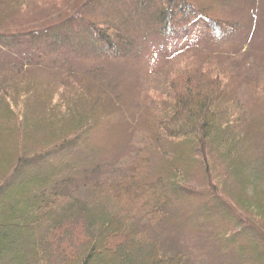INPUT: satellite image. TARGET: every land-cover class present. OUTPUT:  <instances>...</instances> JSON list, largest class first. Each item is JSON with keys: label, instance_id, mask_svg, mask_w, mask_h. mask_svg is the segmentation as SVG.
I'll return each instance as SVG.
<instances>
[{"label": "trees", "instance_id": "1", "mask_svg": "<svg viewBox=\"0 0 264 264\" xmlns=\"http://www.w3.org/2000/svg\"><path fill=\"white\" fill-rule=\"evenodd\" d=\"M69 1L0 0L1 14L25 3L0 23V85H28L29 94L45 79L62 90L55 106L70 114L46 123L57 136L18 154L0 186V264H188L203 237L216 254L235 256L223 264H264V209L255 219L219 182L223 164L241 183L251 170L264 175V143H254L264 120L243 102L248 93L264 112V79L235 74L251 48L235 42L243 28L194 0ZM21 14L27 19L16 23L12 15ZM143 43L158 69L171 49L172 76L155 97L133 101L135 113L108 63L138 55ZM145 69L153 80L161 74ZM137 131L148 142L127 146L124 136Z\"/></svg>", "mask_w": 264, "mask_h": 264}, {"label": "rangeland", "instance_id": "2", "mask_svg": "<svg viewBox=\"0 0 264 264\" xmlns=\"http://www.w3.org/2000/svg\"><path fill=\"white\" fill-rule=\"evenodd\" d=\"M34 1L38 2L40 7L41 3L49 1H52V3H55L56 6L59 7H62L65 3L69 5V2H71L69 0ZM194 2L203 8L208 9L210 11V16L214 17L219 22L220 20L227 22L233 21L234 23L238 22L241 28H243V31L241 30L239 36L235 39V42L236 44L239 42L244 44V41L248 40V42H250L251 48H249L250 50L248 52L244 51L243 54H241L238 58V62L242 66V63H244V69L236 70L235 74L238 75L241 71H244L243 75L241 76L245 80H254L256 77L258 79H264V0H194ZM89 3L91 2H88V4ZM15 4L17 3L12 2L2 7L3 14L0 13V23L8 20V10L10 12L19 11L18 8L25 3H21L17 8H15ZM27 6L31 5L29 4ZM27 6L25 5L22 10L26 9ZM22 15L23 14L20 16H12L15 17V20H17L16 23H20L21 20L27 19L22 18ZM232 45H234V40ZM152 49L153 48L151 47L150 43H143L138 55L132 56L130 59L127 58L120 64L113 65L108 63V68L110 70L108 74L109 78L112 79L114 83H118L119 89H122V91L126 94L122 100L124 106L126 105V108L132 110L135 113L138 109L133 107V101H139V96H141V94L143 96L147 92H149L147 94L155 97L156 94H158L156 93V88L161 89L162 87L160 84L163 82V80L165 78L169 79L172 76L168 65L169 61L165 60V56L169 55V51L171 49L162 52L165 54L160 60V69L156 68L155 61L152 58L153 56L155 58L154 54L156 51H152ZM259 49H261V51ZM155 59L159 62V58ZM147 65H150V67L152 66L153 71L158 69L157 72L161 74L157 78L155 76L154 80L150 79V77H146L145 67ZM41 83L42 84L38 83L39 85H37L38 89L36 92L31 91L29 94H27V91L29 90L28 85L17 87L16 84L9 83V81L0 85V186L11 174L13 167L15 166V162L19 157L18 154H23L22 151L24 149L28 150V148H34L38 145V143L43 141L46 142L49 139L57 136V131L49 130L45 126L46 123H52L55 125L61 122L60 120L62 117H64V115H70L64 110V108L55 106L57 103H60L59 95L62 93V90L61 92L53 90L54 88H52L45 79ZM239 85L241 87V84ZM242 87H244V85H242ZM31 93H36L37 95L32 96L30 95ZM15 94H19L20 97H18L16 100H12ZM10 95L11 97H9ZM247 95L248 93H246L243 102L248 106V108L251 106V109H249L250 117L252 119L255 118L254 120H264V112L262 111V104L259 103L260 100H255V102L251 105V100L247 98ZM23 114L27 115L26 118L28 129L23 128L24 123L22 122L23 118H21ZM114 115L115 116L112 115L111 117H117L116 120L120 119L117 113ZM130 115L131 112L128 110L126 112V117H129ZM75 121L77 120L75 119ZM68 125H74V123H69ZM261 129V133L259 132L257 135L254 133V137H256L254 143L257 146L260 142L264 143V127ZM41 130H45L44 135L43 132L41 133ZM122 130L124 132L127 131L128 133L127 127L122 128ZM141 130L146 135L145 130ZM29 135L35 137L34 141L31 140V137L29 141L26 139V137ZM125 138L127 139V146L132 141H136L135 144L137 147H140L143 143L148 142V139L145 140V136L141 135V132L139 131H137L136 134L131 132L129 138L128 136H124V139ZM128 149L129 148L127 147L125 151L128 152ZM176 149L177 147L174 151H176ZM259 154L264 156V148L259 152ZM124 157L125 161L129 160L130 158L128 154H126ZM115 160H113L111 164ZM227 162L226 164H229L231 161L228 163ZM116 164L117 162H115V165ZM240 164L241 163H238V165L235 164L236 166L234 168H239ZM223 165L224 166H222L219 171V175H221L219 182L224 188L225 196L234 201L239 207H241L243 211L248 214H252L256 219L259 217L258 212H261V208L264 209V175L258 176L251 170V175L254 176L252 178L249 177L250 180L241 183L238 179L233 177L232 174L230 178L226 172L228 170L226 165ZM242 165H247L246 157L245 160L242 161ZM195 188L200 189L201 187L195 186ZM262 223L264 224V216ZM206 224L207 223H204V225ZM211 226L208 224L207 226H204V228H214H210ZM142 227L143 226L140 228ZM167 234L164 233L162 240ZM183 236L186 238L190 237L191 231H184ZM167 244L169 247L172 245L170 242H167ZM167 244L165 243L166 246ZM214 245L215 244L213 240H208L205 237H203V242L197 244V248L196 245L192 244V260L188 262V264H223L224 261H230L235 258V256L231 255L230 253L225 255L220 253L216 254L215 250L217 248ZM10 256L12 255L9 253V257ZM6 257L7 256H5L4 259H6Z\"/></svg>", "mask_w": 264, "mask_h": 264}]
</instances>
